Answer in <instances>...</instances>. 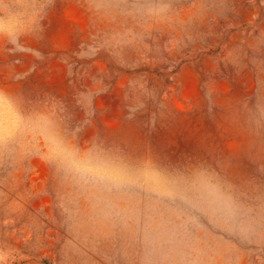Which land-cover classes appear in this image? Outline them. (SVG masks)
Segmentation results:
<instances>
[{
  "label": "rangeland",
  "instance_id": "374dc122",
  "mask_svg": "<svg viewBox=\"0 0 264 264\" xmlns=\"http://www.w3.org/2000/svg\"><path fill=\"white\" fill-rule=\"evenodd\" d=\"M0 264H264V0H0Z\"/></svg>",
  "mask_w": 264,
  "mask_h": 264
}]
</instances>
